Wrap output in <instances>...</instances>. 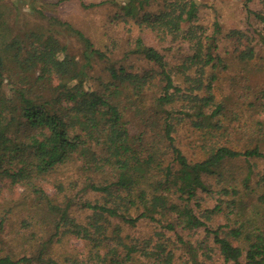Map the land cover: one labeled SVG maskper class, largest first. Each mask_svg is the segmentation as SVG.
Returning a JSON list of instances; mask_svg holds the SVG:
<instances>
[{
    "label": "trees",
    "instance_id": "obj_1",
    "mask_svg": "<svg viewBox=\"0 0 264 264\" xmlns=\"http://www.w3.org/2000/svg\"><path fill=\"white\" fill-rule=\"evenodd\" d=\"M103 4L123 49L0 0V264H264V53L193 0Z\"/></svg>",
    "mask_w": 264,
    "mask_h": 264
},
{
    "label": "rangeland",
    "instance_id": "obj_2",
    "mask_svg": "<svg viewBox=\"0 0 264 264\" xmlns=\"http://www.w3.org/2000/svg\"><path fill=\"white\" fill-rule=\"evenodd\" d=\"M14 4L13 22L11 23L15 32L26 30H34L36 28L48 31L51 27L48 24L47 17L55 15L61 20L67 21L74 28L81 30L86 36L92 39L96 46L102 44H111L117 42L120 48H124L127 39V31L123 24H117L113 21L112 16L115 14L116 8L103 4L90 8L81 5V0H4ZM84 3L99 2L101 0H82ZM198 7V22L208 27L217 19L223 31L232 29H244L245 35L256 46L259 53H264V47L261 42L253 38H264V22H259L252 15L247 17L245 6H249L252 10L259 11L262 8L261 0H193ZM154 8L153 10H155ZM43 12L40 13L39 11ZM152 10V8H151ZM55 30H59L57 27ZM60 32V31H55ZM64 33V32H63ZM151 35V34H148ZM62 42H67L70 52L76 53L77 44L69 36L57 34ZM153 36V35H152ZM152 36L146 40L150 44L158 47L168 46L169 44H161ZM220 44V51L224 48L232 50L236 46L242 48V44L236 40L224 39ZM246 39L243 38V41ZM242 41V43H243ZM55 51L59 50V45L53 44ZM121 52L116 51L114 57L119 56ZM170 56V53L168 54ZM136 66H143L142 63L135 62ZM101 72L99 69L95 73ZM254 80L264 82V74L262 72L253 74ZM52 192L50 186L45 187ZM78 239H70L69 244L73 246H81Z\"/></svg>",
    "mask_w": 264,
    "mask_h": 264
}]
</instances>
